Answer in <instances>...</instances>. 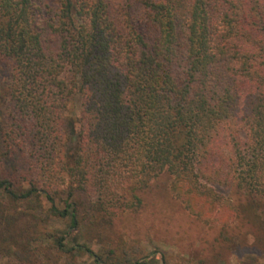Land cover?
I'll return each mask as SVG.
<instances>
[{
  "label": "trees",
  "instance_id": "16d2710c",
  "mask_svg": "<svg viewBox=\"0 0 264 264\" xmlns=\"http://www.w3.org/2000/svg\"><path fill=\"white\" fill-rule=\"evenodd\" d=\"M0 59V158L35 163L24 184L0 170V196L43 195L73 229L82 193L138 209L163 172L182 190L226 171L264 218V0H0Z\"/></svg>",
  "mask_w": 264,
  "mask_h": 264
},
{
  "label": "rangeland",
  "instance_id": "374dc122",
  "mask_svg": "<svg viewBox=\"0 0 264 264\" xmlns=\"http://www.w3.org/2000/svg\"><path fill=\"white\" fill-rule=\"evenodd\" d=\"M9 65L0 59L1 90L11 78ZM24 151L17 148L4 162L0 158V170L17 184L35 170ZM214 176V186L186 184L180 191L173 187V176L163 172L137 191L138 209L123 211L103 210L95 193H82L73 229L70 218L56 215L43 195L41 205L1 195L0 264H96L77 244L90 247L107 264H264V218L251 213L226 171L216 175L221 178L216 182ZM52 194L64 208L66 192Z\"/></svg>",
  "mask_w": 264,
  "mask_h": 264
}]
</instances>
